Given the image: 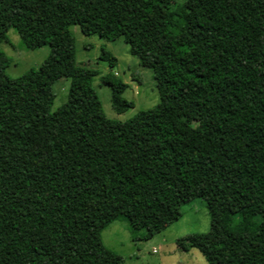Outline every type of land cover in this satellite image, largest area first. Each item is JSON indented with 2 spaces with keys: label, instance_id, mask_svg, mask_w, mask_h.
<instances>
[{
  "label": "trees",
  "instance_id": "1",
  "mask_svg": "<svg viewBox=\"0 0 264 264\" xmlns=\"http://www.w3.org/2000/svg\"><path fill=\"white\" fill-rule=\"evenodd\" d=\"M121 37L158 102L106 118L69 31ZM37 68L9 77L0 50V264H120L100 231L146 239L202 199L209 228L176 239L205 264H264V0H0ZM110 69L116 58L100 48ZM69 80L50 110L52 84ZM116 112L132 107L110 70ZM140 232V233H139Z\"/></svg>",
  "mask_w": 264,
  "mask_h": 264
},
{
  "label": "rangeland",
  "instance_id": "2",
  "mask_svg": "<svg viewBox=\"0 0 264 264\" xmlns=\"http://www.w3.org/2000/svg\"><path fill=\"white\" fill-rule=\"evenodd\" d=\"M181 1L171 0V5L174 6ZM69 31L74 42L75 65L96 71L91 85L106 118L124 121L138 110L149 109L158 102L151 70L138 64L121 37L107 41L95 34L83 35L76 25H70ZM5 35L6 39L0 42V50L8 59L4 72L9 77L18 76L30 68H37L48 54L47 45L33 49L23 47L11 27L6 30ZM100 48L108 50L116 58L114 66L110 69L105 61L98 59ZM109 70L127 84L121 97L133 104L119 113L111 106L108 86L100 79ZM68 82L67 78L61 77L52 84L54 98L50 110L65 99ZM208 228L209 217L202 199L192 198L180 206V215L176 220L146 239L132 240L128 223L124 219L108 223L101 229L100 239L106 248L121 257L120 264H205L203 256L195 248L179 249L176 239L206 232Z\"/></svg>",
  "mask_w": 264,
  "mask_h": 264
}]
</instances>
